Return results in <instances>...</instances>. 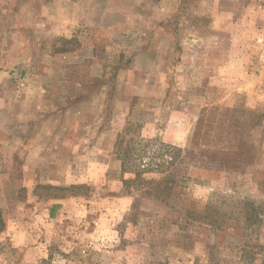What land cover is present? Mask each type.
I'll use <instances>...</instances> for the list:
<instances>
[{
	"label": "rangeland",
	"instance_id": "rangeland-1",
	"mask_svg": "<svg viewBox=\"0 0 264 264\" xmlns=\"http://www.w3.org/2000/svg\"><path fill=\"white\" fill-rule=\"evenodd\" d=\"M90 1L84 26L99 30L68 80L107 88L106 100L70 113L74 135L48 146L62 159L45 161V176L22 177L37 162L21 147L7 162L19 185L0 186V232L25 238L2 236L0 264H264V216L245 230L240 209L264 212V0ZM122 131L192 150L169 203L124 184ZM210 204L235 213L223 229L188 219Z\"/></svg>",
	"mask_w": 264,
	"mask_h": 264
},
{
	"label": "crops",
	"instance_id": "crops-1",
	"mask_svg": "<svg viewBox=\"0 0 264 264\" xmlns=\"http://www.w3.org/2000/svg\"><path fill=\"white\" fill-rule=\"evenodd\" d=\"M90 5V0H0V32L4 33L0 34V186L19 185V180L10 176V160L16 159L15 152L20 147L21 151L25 150L27 160L37 162L22 177L35 182L36 178L45 176L48 172L45 161L62 159L61 153L54 156L48 146L74 135L71 129L77 127V122L68 119L70 113L78 112L91 101L95 106L91 110L95 111L106 100L107 88L91 92L84 84L72 85L68 80L70 68L83 66L87 35L93 40L99 30L97 26L90 27L94 23L84 26L83 21L94 14ZM64 40L75 46L66 51L61 47L47 50L51 41L60 44ZM87 58L95 61L92 54ZM25 62L30 65L27 72L16 73L15 65ZM25 183L22 178L20 186H26ZM7 232L15 236L16 244L25 238L23 234L18 238L17 231L4 230L0 232V240Z\"/></svg>",
	"mask_w": 264,
	"mask_h": 264
},
{
	"label": "trees",
	"instance_id": "trees-1",
	"mask_svg": "<svg viewBox=\"0 0 264 264\" xmlns=\"http://www.w3.org/2000/svg\"><path fill=\"white\" fill-rule=\"evenodd\" d=\"M64 42L66 45L70 43L69 40H64ZM61 50L66 51L71 50V48L64 47ZM97 81L99 80L97 79ZM127 132H120L115 144L117 157L121 161L122 176L125 178L127 173H132V178H125L124 184L139 190L144 195L169 203V200L174 197L176 189L188 180V167L192 150L181 146L158 143L157 140L153 139L134 138L133 135L127 137ZM144 140H147V143L142 149L136 147L138 143L140 144ZM83 186L74 184L65 187V189L71 190ZM240 209L242 210L245 230L254 229L261 223L264 216L261 205L252 200H245L240 205ZM234 214L232 210L227 212L210 204L202 211H189L188 219L205 223L214 229H223L228 225L226 220L231 219ZM3 228L4 223L0 216V231Z\"/></svg>",
	"mask_w": 264,
	"mask_h": 264
}]
</instances>
